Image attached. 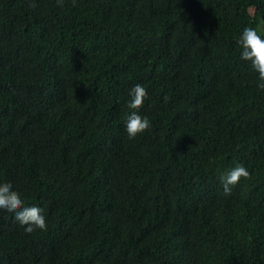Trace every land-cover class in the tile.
<instances>
[{"label": "trees", "instance_id": "1", "mask_svg": "<svg viewBox=\"0 0 264 264\" xmlns=\"http://www.w3.org/2000/svg\"><path fill=\"white\" fill-rule=\"evenodd\" d=\"M264 0H0V264H264ZM151 128L124 131L128 89ZM247 178L224 193L220 176Z\"/></svg>", "mask_w": 264, "mask_h": 264}, {"label": "clouds", "instance_id": "2", "mask_svg": "<svg viewBox=\"0 0 264 264\" xmlns=\"http://www.w3.org/2000/svg\"><path fill=\"white\" fill-rule=\"evenodd\" d=\"M75 0H73V3ZM59 7H64V0H56ZM236 45L239 49V60L247 64L256 73V89L264 92V33L258 27L244 25ZM148 93L146 88L136 83L127 91L125 107L128 110L124 121V131L129 139L151 128V121L139 111ZM249 176L248 169L243 164H237L220 176L224 193H229L241 178ZM0 212L12 215L24 232L31 233L35 229L46 230L44 209L36 204L28 205L22 199L21 193L14 190L11 183H0Z\"/></svg>", "mask_w": 264, "mask_h": 264}]
</instances>
